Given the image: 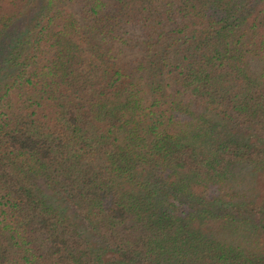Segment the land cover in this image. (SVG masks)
<instances>
[{
	"label": "trees",
	"instance_id": "16d2710c",
	"mask_svg": "<svg viewBox=\"0 0 264 264\" xmlns=\"http://www.w3.org/2000/svg\"><path fill=\"white\" fill-rule=\"evenodd\" d=\"M0 264H264V0H0Z\"/></svg>",
	"mask_w": 264,
	"mask_h": 264
}]
</instances>
